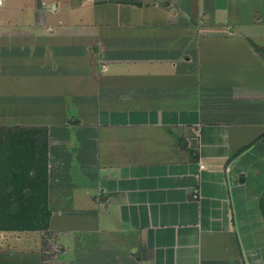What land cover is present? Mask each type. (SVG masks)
Wrapping results in <instances>:
<instances>
[{
  "label": "crops",
  "instance_id": "obj_1",
  "mask_svg": "<svg viewBox=\"0 0 264 264\" xmlns=\"http://www.w3.org/2000/svg\"><path fill=\"white\" fill-rule=\"evenodd\" d=\"M7 127L50 217L0 264H264V0H0Z\"/></svg>",
  "mask_w": 264,
  "mask_h": 264
},
{
  "label": "trees",
  "instance_id": "obj_2",
  "mask_svg": "<svg viewBox=\"0 0 264 264\" xmlns=\"http://www.w3.org/2000/svg\"><path fill=\"white\" fill-rule=\"evenodd\" d=\"M46 155L43 129H0V228H47Z\"/></svg>",
  "mask_w": 264,
  "mask_h": 264
},
{
  "label": "rangeland",
  "instance_id": "obj_3",
  "mask_svg": "<svg viewBox=\"0 0 264 264\" xmlns=\"http://www.w3.org/2000/svg\"><path fill=\"white\" fill-rule=\"evenodd\" d=\"M5 137L8 138V134L4 133ZM34 174H36V172H34Z\"/></svg>",
  "mask_w": 264,
  "mask_h": 264
}]
</instances>
